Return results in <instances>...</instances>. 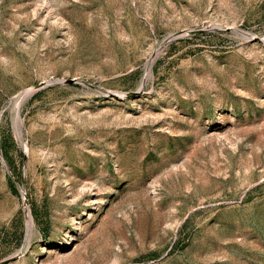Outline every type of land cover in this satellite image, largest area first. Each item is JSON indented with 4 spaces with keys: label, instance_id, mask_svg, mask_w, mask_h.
I'll return each instance as SVG.
<instances>
[{
    "label": "rangeland",
    "instance_id": "obj_1",
    "mask_svg": "<svg viewBox=\"0 0 264 264\" xmlns=\"http://www.w3.org/2000/svg\"><path fill=\"white\" fill-rule=\"evenodd\" d=\"M0 264H264V0H0Z\"/></svg>",
    "mask_w": 264,
    "mask_h": 264
}]
</instances>
